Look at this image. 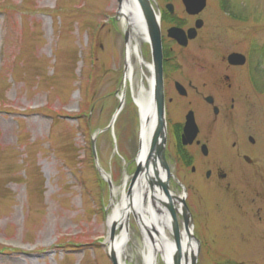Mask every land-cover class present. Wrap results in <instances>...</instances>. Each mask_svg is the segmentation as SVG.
<instances>
[{
    "label": "rangeland",
    "instance_id": "1",
    "mask_svg": "<svg viewBox=\"0 0 264 264\" xmlns=\"http://www.w3.org/2000/svg\"><path fill=\"white\" fill-rule=\"evenodd\" d=\"M218 1L211 0L206 14L221 15L222 44L198 40L186 49L176 46L173 55L187 73H204L203 63L213 66L209 73H221L223 55H248L244 71L257 74L260 84L249 111L260 155L229 189L212 190L205 178L197 182L196 264H264V0H228L229 16L214 12ZM118 5L0 0V264H112L108 217L121 200L113 187L121 190L126 170L130 178L135 168L129 160L137 154L140 129L130 97L109 127L120 105L112 90L126 28ZM242 192L249 220L234 203ZM129 232L126 264H141L133 221Z\"/></svg>",
    "mask_w": 264,
    "mask_h": 264
},
{
    "label": "flooded vegetation",
    "instance_id": "2",
    "mask_svg": "<svg viewBox=\"0 0 264 264\" xmlns=\"http://www.w3.org/2000/svg\"><path fill=\"white\" fill-rule=\"evenodd\" d=\"M150 2L154 8L161 31L163 53L161 81H159V78L157 79L158 76L155 73L149 35L148 41L140 40L138 44H128L132 29L126 23L121 50V74L116 78L118 87L116 86L112 92L120 95V104L122 97L124 98L123 107L127 103V97L131 98L137 110L139 121L140 116L134 101V95L139 92L149 94L152 102L151 114L156 126L159 116L157 95L161 94L162 96L164 134L163 137H158L154 157L151 159V165L148 169L151 180L148 185L147 183L143 185L146 187L145 191H149V194L141 191L140 199L146 202L148 198V202L151 201L154 205H156V201H161L166 209L165 215H169L171 221V215L174 214L182 241L185 235L187 239L189 237V227H192L195 218L194 210L199 204L200 197L196 201L193 196L197 182L199 184V180L205 178L210 183L212 190L223 187V184L229 189L232 187L234 180L242 181L241 178L245 175V172H251L252 166L257 165L256 160L260 155L259 146L257 139L252 136L253 127L250 123L249 111L252 105L251 95L254 92V95L259 97L260 84L257 74H253L249 69L244 71L249 64V57L244 52L232 51L227 55H223L221 62L224 67L221 73H209L208 71L213 66L208 67V64L204 63L201 65L206 69L204 73H187L182 67L183 59L173 55L176 46L186 49L198 40L197 44H222L217 35V31L220 30V23H222L221 15L215 13L208 17L206 14L209 11L211 0H206L205 7L195 15L187 12L183 0H150ZM217 5L219 10L214 12H224L228 16L230 15L229 11L233 9L232 6L230 7L228 0H219ZM144 20L147 27L145 17ZM197 22H200L201 26L196 29V36L189 40L186 46L180 45L177 40L168 35V30L172 27L181 28L188 32L189 29L196 27ZM133 41L135 42V40ZM129 45L134 50L131 57L134 67L132 78H127L125 75ZM135 45L138 46V53L135 52ZM148 47L149 60L146 56ZM234 52L245 56L243 65H235L229 62L228 56ZM188 117L194 121L196 126V135L191 141L185 136ZM138 151L139 145L136 156L129 160V163L134 164L135 168L130 175L128 196L134 190L132 182L138 166L136 161ZM125 173H127V170ZM155 173L161 177L158 183ZM163 184L166 185L167 194L162 189L165 196L160 199L155 190L163 188L161 187ZM199 192H201L200 189L196 195ZM234 203L237 211L249 220L251 212L248 210L245 192L237 195ZM155 212L157 215L160 214L159 210ZM129 215L128 242L131 240L129 231L131 230V221H133L137 227V234L142 240L140 254H142L141 249H144V240L150 243L153 248L152 251L158 253L161 249L155 243L158 239H156L154 233L150 230L148 233L143 232L137 212H130ZM261 220V217L257 219L258 225ZM165 231L170 234V237L172 235L173 239H171L175 245L174 225L173 230H169L166 226ZM144 234H148L149 239ZM193 237L195 238V244L198 238ZM158 243L163 246L162 242ZM189 244H191V241H189ZM181 247L182 250L185 249L182 244ZM159 256L163 262L162 255Z\"/></svg>",
    "mask_w": 264,
    "mask_h": 264
},
{
    "label": "bare ground",
    "instance_id": "3",
    "mask_svg": "<svg viewBox=\"0 0 264 264\" xmlns=\"http://www.w3.org/2000/svg\"><path fill=\"white\" fill-rule=\"evenodd\" d=\"M119 17L124 21V23H128L129 27L132 29V35L128 44H138L140 40L148 41L149 37L143 13L135 0H124L123 7L119 12ZM133 40H135V42ZM132 51L134 52V50H132L131 46L129 45L127 49L128 62L125 71L127 78H132L134 73V67L131 62V57L133 54ZM135 52L138 53V46L136 45ZM149 67L151 69V65ZM263 76L264 75L261 73L260 77L263 78ZM134 101L136 102V107L140 116V129L138 132L139 151L136 161L138 164L141 162V164L145 167V162L147 160L146 156L150 149L151 138L153 132L156 129V123L153 121L151 114L152 102L150 100V95L139 92L137 95H134ZM149 163H151V161ZM104 176L106 179L109 178L107 174H104ZM124 179L125 186H122L123 188L121 190H118L115 186L113 187L114 194L119 193V195H121V200L116 201V203L111 205L112 211L108 217V227L110 229V240L108 239L107 242L108 250L116 256L118 264H126L125 259L131 256L128 251L126 252L129 240V235L127 233L128 217L130 212H137L143 232L148 233L149 230L152 231L156 239H158L155 243L157 247L161 249H159L160 251L158 253L152 251L153 248L150 243L147 240H144V249H141V264H158L160 254H162L163 257V264H173V251L175 245L170 235H168L165 231L166 226L169 230H173V224L169 215H165L166 209L164 208L163 203L161 201H156V205H154L151 201L148 202V198L146 202L140 199L142 192L149 194V191H145L146 187L143 186L145 183H148L147 176L140 177V180L137 181L136 187H134V190H132V194L130 196H128L126 191L128 179H130L127 173H125ZM163 179L164 178L162 176V180ZM152 192L153 190L151 193ZM155 193L160 197V199L164 198L165 196L162 188L156 189ZM155 209L159 210L160 214L157 215ZM189 230L192 233L193 228L190 226ZM181 231L183 233V229ZM144 236L149 239L148 234H144ZM186 239L187 238L185 235L181 244L183 248H185L183 252L188 257V263L184 262L183 264H191V257L193 256L192 254L195 252L196 248L194 244L195 239L190 238L191 244H189V242L187 243ZM158 242H162L163 246Z\"/></svg>",
    "mask_w": 264,
    "mask_h": 264
},
{
    "label": "water",
    "instance_id": "4",
    "mask_svg": "<svg viewBox=\"0 0 264 264\" xmlns=\"http://www.w3.org/2000/svg\"><path fill=\"white\" fill-rule=\"evenodd\" d=\"M118 1H119L118 13H119L123 7L124 0H118ZM135 1L139 5V7H140L145 19H146V22H147L148 35L150 37L152 55H153V59H154L155 73L158 76L157 79L159 78V81H161L163 53H162V41H161L160 26H159L158 20H157L156 15H155L154 8H153L150 0H135ZM183 3L185 5L187 12L195 15V14L200 13V11L205 7L206 0H183ZM200 26H201L200 22H197L196 27L189 29L188 32H185L181 28L172 27L168 30V35L170 37L174 38L175 40H177V42L180 45L186 46L189 39H193L196 36V29ZM228 60L231 64L243 65L245 63V56L240 54V53L234 52L228 56ZM157 98H158V113H159L158 114L159 115L158 116V124L156 126L155 131L153 132V137L151 140L150 149H149V152L146 156L147 160L145 162V167L140 162L137 166V170H136L135 174L133 175L132 185L134 184V187H136L135 185H136L137 181L140 180V177H142V176H147V178H148L147 182L148 183L150 182L151 175L149 174L148 169H149L151 163H149V162L154 157V150H155V147H156V144L158 141V137H160V136L163 137V134H164L165 123L163 120V109H162L163 104H162L161 94H158ZM123 105H124V98L122 97L121 104H120L118 110L116 111L110 126H112L113 123L115 122L117 116L119 115V113L123 109ZM195 135H196L195 123L192 119H190L188 117V122H187L186 128H185V136L189 139V141H191L195 137ZM92 146H93L94 158L96 159V153H95V149H94L95 148L94 147L95 146L94 139L92 140ZM144 171H146V172H144ZM155 175H156V179H157L156 181L158 183V180L160 177L157 173H155ZM161 187H163L162 189L167 194L166 185L163 184ZM171 218H172V223L174 225V233H175V238H176V244H175L174 251H173V262L172 263L173 264H183L184 262L188 263L187 262L188 257L184 254L182 247H181L182 241H181V237H180V230H179V226H178V223H177V220H176L174 214L171 215ZM187 226H188V222H187ZM188 234H189L188 235L189 240L187 239V243L190 241V238L195 239L193 237L192 233L190 232V230L188 231ZM196 241L198 242V240H196ZM192 255H191L192 256L191 257V264H196L197 259H196L195 252ZM111 261L113 264H118L117 258L113 253H111Z\"/></svg>",
    "mask_w": 264,
    "mask_h": 264
},
{
    "label": "trees",
    "instance_id": "5",
    "mask_svg": "<svg viewBox=\"0 0 264 264\" xmlns=\"http://www.w3.org/2000/svg\"><path fill=\"white\" fill-rule=\"evenodd\" d=\"M260 73V72H259ZM262 73V72H261Z\"/></svg>",
    "mask_w": 264,
    "mask_h": 264
}]
</instances>
